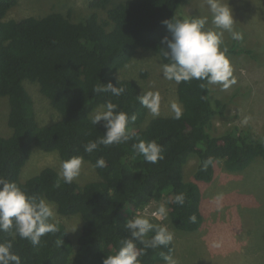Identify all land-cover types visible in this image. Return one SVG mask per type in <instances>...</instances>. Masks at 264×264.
Masks as SVG:
<instances>
[{"label": "trees", "instance_id": "1", "mask_svg": "<svg viewBox=\"0 0 264 264\" xmlns=\"http://www.w3.org/2000/svg\"><path fill=\"white\" fill-rule=\"evenodd\" d=\"M185 1L121 0L109 7L112 0H92L91 8L107 13L101 19L93 13L86 21L76 23L70 12L5 20L17 0H0V99H9L8 125L13 130L10 137L0 136V177L16 182L31 196L56 204L62 216L76 212L89 224L79 238L77 251L62 223H57V232L44 235L36 246L16 235L14 227L0 232V242L11 241L21 264H102L128 238L126 220L164 198L172 200L168 203L172 225L180 231L195 232L204 221L196 182H212L215 164L220 160L231 172H243L257 159L264 161V141L252 139L247 130L233 127L213 135V120L223 114L224 105L213 100L211 85L206 81L175 82L182 104L181 118L174 119V114L155 117L145 128L142 124L148 109L138 99L142 94L138 85L120 79L118 84L116 72L140 49L155 52L163 64L170 62L160 43L168 34L161 21L174 15L185 18L177 15ZM232 43L227 55L244 53L236 49V39ZM25 80L39 84L41 93L60 114L59 121L40 126ZM101 82L122 86L125 92L120 97L95 95L93 87ZM109 99L119 111L136 115V121L129 124L130 139L107 147L100 145L87 153L84 145L106 131L103 122L91 123L93 110ZM140 140L161 144L164 158L157 163L146 162L133 148ZM34 147L57 152L62 161L83 156L93 167L103 157L107 166L94 167L100 180L83 185L61 181L57 188L58 172L51 167L23 183L20 174ZM192 158L197 160L195 181L186 182L184 169ZM177 194H184L183 205L175 203ZM154 234L148 233L145 239ZM57 241L62 243L58 245ZM137 248L142 251L141 264L164 262L161 253L175 255L173 242L156 249L137 242Z\"/></svg>", "mask_w": 264, "mask_h": 264}, {"label": "rangeland", "instance_id": "2", "mask_svg": "<svg viewBox=\"0 0 264 264\" xmlns=\"http://www.w3.org/2000/svg\"><path fill=\"white\" fill-rule=\"evenodd\" d=\"M92 0H17L5 20H22L26 17H45L50 13H71L73 22H84L93 13L99 18L107 10L93 9ZM121 0H112L113 7ZM234 12V31L240 34L236 39L238 51L244 53L228 54L233 67L235 83L227 87L221 84L211 85L213 100H220L224 105L223 114L213 120V135H221L228 129L238 127L250 132L252 139L264 141V0H228ZM183 17L207 16L206 27L211 24V13L206 0H186L177 11ZM224 45L233 46L231 33L225 32ZM247 52V53H246ZM163 62L153 51L140 49L132 60L116 72L120 80L135 82L141 92L158 91L160 94L159 115L154 116L149 110L142 124L145 128L155 117L173 115L172 103L182 109L177 95V84L164 78ZM144 74H146L144 76ZM24 86L34 100L37 121L40 126L50 125L60 120V114L51 106L41 93L36 82L24 81ZM10 103L8 97L0 99V136L10 137L13 130L8 125ZM57 152H44L38 147L23 167L20 181L38 175L44 168L51 167L60 171L63 162ZM197 160L192 158L184 169V180L195 181ZM93 165L84 161L81 175L76 178L83 185L98 181ZM202 195L201 213L203 225L195 232L177 230L169 217L168 200L154 202L145 211L147 215L155 211L161 203L166 204L168 216L158 220L167 225L173 233L175 246L174 259L177 264H264V161L257 159L243 172L226 170L224 161L215 164V175L210 183L196 182ZM50 202V201H49ZM52 203V202H50ZM56 222L66 226L75 251L78 250L79 238L89 227L83 217L73 212L62 216L57 205ZM214 244H219L215 247ZM164 264V262L157 263Z\"/></svg>", "mask_w": 264, "mask_h": 264}, {"label": "clouds", "instance_id": "3", "mask_svg": "<svg viewBox=\"0 0 264 264\" xmlns=\"http://www.w3.org/2000/svg\"><path fill=\"white\" fill-rule=\"evenodd\" d=\"M211 13V24L207 16L185 17L161 21L166 26L167 35L160 43L166 49L164 55L170 62L162 65L163 76L176 83L190 82L192 80L206 81L208 85L221 84L227 87L235 83L233 67L227 55L228 49L224 45L225 32L231 33L233 39H240V34L234 31V12L228 0H206ZM119 84V77H118ZM203 86V85H202ZM92 92L95 95L110 93L114 97L124 94L125 88L116 86L111 82L94 85ZM141 105L147 108L154 116L159 115L160 94L158 91L142 92L138 97ZM118 105L112 100H107L99 108L93 110L91 123L106 129L103 136L97 140L89 141L84 145V151L92 153L100 145L105 147L121 144L130 139L129 124L136 121V115L119 111ZM171 110L174 119H180L182 109L172 103ZM136 154L143 156L148 163H157L164 158L163 147L155 140H140L133 145ZM209 161L208 163H210ZM84 165L83 156H73L61 163L56 187L71 184L81 175ZM107 166L103 157L96 161L94 167ZM207 166V165H206ZM171 198L168 203H171ZM184 194L175 196V203L183 205ZM151 216L163 220L168 216L167 206L161 203L151 212ZM195 222L196 217L190 218ZM15 228V234L22 239H27L33 246L40 243L41 237L48 233L58 231L55 206L45 198L29 195L16 182L0 177V232H9ZM128 238L122 241V246L113 254L104 258L102 264H141L142 251L137 248V242L145 248H160L168 246L173 240V233L167 225L154 224L148 215H135L124 223ZM155 234L150 239H145L148 233ZM58 245L62 241H57ZM219 247V244H214ZM11 241L0 242V264H21V257L12 251ZM164 264H177L171 254L161 253Z\"/></svg>", "mask_w": 264, "mask_h": 264}, {"label": "built area", "instance_id": "4", "mask_svg": "<svg viewBox=\"0 0 264 264\" xmlns=\"http://www.w3.org/2000/svg\"><path fill=\"white\" fill-rule=\"evenodd\" d=\"M147 209H148V206L145 207L143 210L139 211L138 214H139V215H145V214H146L145 211H146ZM148 217H149V218H154V217H152L151 215H148ZM154 219H155V218H154Z\"/></svg>", "mask_w": 264, "mask_h": 264}]
</instances>
